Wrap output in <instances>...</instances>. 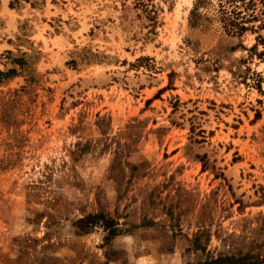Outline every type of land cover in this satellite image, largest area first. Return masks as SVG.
<instances>
[{"label":"rangeland","instance_id":"1","mask_svg":"<svg viewBox=\"0 0 264 264\" xmlns=\"http://www.w3.org/2000/svg\"><path fill=\"white\" fill-rule=\"evenodd\" d=\"M216 6L0 0V264H264V12Z\"/></svg>","mask_w":264,"mask_h":264},{"label":"trees","instance_id":"2","mask_svg":"<svg viewBox=\"0 0 264 264\" xmlns=\"http://www.w3.org/2000/svg\"><path fill=\"white\" fill-rule=\"evenodd\" d=\"M217 17L221 21L223 27L229 31L241 32L245 30H257L261 28L262 23L255 25L251 23L256 21L261 9H257L256 0H216ZM259 10V11H258ZM250 23V24H249ZM258 40H264V36L258 35ZM109 221V220H107ZM115 231V229H112ZM227 259V258H226ZM223 257H217L214 262H219ZM233 264H254L252 261H244L243 258H237Z\"/></svg>","mask_w":264,"mask_h":264}]
</instances>
